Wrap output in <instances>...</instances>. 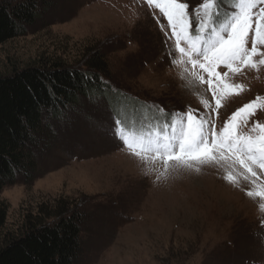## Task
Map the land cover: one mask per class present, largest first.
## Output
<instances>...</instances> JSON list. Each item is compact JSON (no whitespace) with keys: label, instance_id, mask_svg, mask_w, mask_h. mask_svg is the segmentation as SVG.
Returning a JSON list of instances; mask_svg holds the SVG:
<instances>
[{"label":"rangeland","instance_id":"1","mask_svg":"<svg viewBox=\"0 0 264 264\" xmlns=\"http://www.w3.org/2000/svg\"><path fill=\"white\" fill-rule=\"evenodd\" d=\"M37 1L33 24L0 45V76L27 67L84 69L97 60L111 89L150 106L200 115L206 114L203 101L215 107L207 84L190 83L183 66L169 62L162 43L167 19L145 0ZM179 2L195 10L204 0ZM259 8L264 4L253 11ZM230 81L244 90L224 95L210 114L217 130L257 97L255 115L242 130L264 124V66L244 68ZM113 120L104 101L82 99L50 123L51 138L36 150L33 182L18 178L0 192L6 211L0 249L57 209H75L84 215L75 264H264V196L257 195L264 191V170L254 167L256 177L245 180L237 166L233 183L223 168L173 166L158 178L162 164L142 162L100 131Z\"/></svg>","mask_w":264,"mask_h":264},{"label":"snow or ice","instance_id":"2","mask_svg":"<svg viewBox=\"0 0 264 264\" xmlns=\"http://www.w3.org/2000/svg\"><path fill=\"white\" fill-rule=\"evenodd\" d=\"M145 2L167 19V26L162 28V43L171 56L169 62L174 66L182 65L190 83L207 84L215 107L209 101H203L205 115L192 108L166 112L161 107L158 111L163 119L157 118L147 129L143 126L126 128L114 112L113 123L100 125V131L142 162L162 164L163 171L158 178L166 176L173 166L199 171V166L203 165L225 169L226 178L233 183L237 166L244 169L245 180L256 177L254 167L264 170V124L253 122L247 131L242 129L255 115L256 101L260 98L233 112L219 130L210 114L221 107L224 95L239 94L244 90L243 85L230 81L231 75L239 74L244 68L258 70L264 66V8L253 11L258 4H264V0H232L230 9L223 12V0H204L195 10L179 0ZM168 29H171L170 34ZM218 68L227 71L220 72ZM202 73H207V80ZM72 75L75 77L74 72ZM80 79L88 82L95 77L82 73ZM100 80L103 83L102 77ZM44 83L50 99L58 101L52 86L54 81L45 80ZM28 91L38 106H48L39 101L31 87ZM247 194L252 195L251 192ZM257 195L264 196V191Z\"/></svg>","mask_w":264,"mask_h":264},{"label":"trees","instance_id":"3","mask_svg":"<svg viewBox=\"0 0 264 264\" xmlns=\"http://www.w3.org/2000/svg\"><path fill=\"white\" fill-rule=\"evenodd\" d=\"M231 5L232 0H223L221 9ZM38 7L37 0L12 5L1 2L0 45L24 34V28L36 20ZM104 72L102 63L91 60L84 69L27 67L0 76V192L18 178L28 184L33 182L36 150L41 141L51 138L50 123L60 122L64 112L75 108L82 99L104 101L112 118L115 112L128 129H147L157 118L163 119L158 107L111 89L104 79L101 83ZM82 73H90L95 79L84 82L80 79ZM45 80L54 81L58 101L50 99ZM29 87L47 107L34 102ZM56 211L47 221L29 225L24 234L3 246L0 264H75L81 256L84 215L75 209ZM5 217L6 211L0 208V229Z\"/></svg>","mask_w":264,"mask_h":264}]
</instances>
